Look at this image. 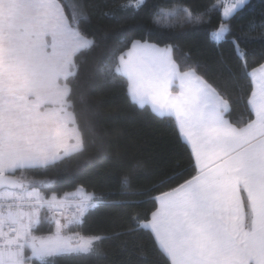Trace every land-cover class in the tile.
Listing matches in <instances>:
<instances>
[{"label": "snow or ice", "instance_id": "snow-or-ice-1", "mask_svg": "<svg viewBox=\"0 0 264 264\" xmlns=\"http://www.w3.org/2000/svg\"><path fill=\"white\" fill-rule=\"evenodd\" d=\"M247 3L214 0L197 12L173 0L152 17L155 26L175 30L220 13L209 39L217 46L230 41L240 74L250 82L245 115H233L227 94L200 74L190 53L175 58L176 44L132 39L105 63L106 83L122 84L134 106L174 122L195 174L154 195L156 209L147 218L133 213L134 226L85 234L80 229L93 211L139 201H109L83 184L59 194L41 191L55 181L30 173L82 155L90 137L102 140L97 123L81 125L77 103L85 97L74 89L81 57L96 47L82 28L91 19L89 6L83 0H0V264L97 256L105 240L140 232L151 236L165 264H264V63L250 69L249 52L241 46L264 41V23H250L239 37L230 23ZM145 7L147 0H118L103 15ZM228 72L238 83L230 66ZM185 171L177 164L156 186L179 180ZM120 183L129 189L130 177ZM122 246L137 264H147L141 243L125 240Z\"/></svg>", "mask_w": 264, "mask_h": 264}, {"label": "trees", "instance_id": "trees-1", "mask_svg": "<svg viewBox=\"0 0 264 264\" xmlns=\"http://www.w3.org/2000/svg\"><path fill=\"white\" fill-rule=\"evenodd\" d=\"M83 2L89 6L91 19L83 23L82 28L95 38L96 47L81 57L74 89L77 94L84 95L85 102L77 103V112L82 126L85 121L92 120L101 127L102 140L90 137L88 149L82 155L47 172L30 174L55 181L51 189L41 191H55L59 194L83 184L109 201H139L93 211L80 229L85 234H110L134 226L131 220L133 213L147 218L157 207L152 200L154 195L195 174L188 146L181 141L174 122L158 118L147 108L141 110L134 106L122 84L106 83L101 69L113 58L115 50L122 48L123 42L132 39H147L161 47L166 43L176 44L179 51L174 53L175 58L180 61L184 53H190L191 62L201 65L198 69L200 74L227 94L233 105L234 116L246 114L245 100L251 85L248 78L240 74L230 41L217 46L209 39L210 31L218 26L219 12L206 16V23L170 30L155 26L152 17L158 6H168L173 0H147V7L139 12H117L114 18L104 16L103 12L107 8H114L118 0ZM182 2L198 12L214 0ZM253 22L257 25L264 23V0H248L245 7L230 21L233 34L239 37ZM241 46L249 52L250 69L264 63V41L242 42ZM229 66L236 72L238 83H234L230 77ZM177 164L180 169L186 170L185 175L168 185L157 187V182L172 174ZM124 175H128L131 181L127 190L120 183ZM125 240H135L143 245L148 253L147 264H165L151 236L145 232L136 234L135 238L121 235L105 240L102 253L97 256L63 257L54 264H137V257L129 256L123 248L122 242Z\"/></svg>", "mask_w": 264, "mask_h": 264}]
</instances>
